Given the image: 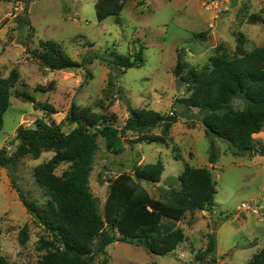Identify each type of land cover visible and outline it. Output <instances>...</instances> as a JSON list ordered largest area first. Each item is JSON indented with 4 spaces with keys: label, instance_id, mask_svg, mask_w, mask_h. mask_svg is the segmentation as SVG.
<instances>
[{
    "label": "rangeland",
    "instance_id": "1",
    "mask_svg": "<svg viewBox=\"0 0 264 264\" xmlns=\"http://www.w3.org/2000/svg\"><path fill=\"white\" fill-rule=\"evenodd\" d=\"M95 1L0 0V76L7 77L12 69L18 72L3 115L0 148L13 152L18 127H34L37 118L69 132L77 126L70 114L72 103L106 116V122L118 129L129 116V107L173 115L176 119L165 144L145 137L160 134L161 124L142 132L126 130L121 137V153L108 150L103 137L96 135L98 148L89 187L99 211L102 213L109 178L157 160L164 165L159 182L141 181L152 197L158 198L163 187H177L185 164L205 166L216 186L214 205L207 211L187 212L178 220L185 238L172 252L156 255L142 245L117 241L106 247L107 264H211L197 260V254L204 255L212 238L214 264H247L264 246V156H234L229 143L219 138H213L210 147L201 113L178 102L190 91L179 83L172 69L180 48L185 50V61L197 69L208 62L218 44L234 52L237 32L244 34L246 49L264 46V0H126L118 16L110 15L100 22ZM251 14H258L261 20L250 21ZM40 40L57 42L82 66L45 67L34 56ZM140 47L142 65L123 72L111 62L118 54L133 59ZM15 91H26L35 100L50 104L54 111L34 107ZM233 105L242 108L243 101L234 99ZM254 138L264 145V126ZM53 154L43 151L37 158L25 155L12 171L16 185L38 204L48 198L33 169ZM211 156L213 162H209ZM67 167L68 163H59L54 172L61 175ZM9 172L0 168V253L7 261L36 264L45 253L39 247L40 239L48 233L27 212L11 186ZM24 225L27 238L20 243L19 232ZM104 257L97 253L89 264H100Z\"/></svg>",
    "mask_w": 264,
    "mask_h": 264
},
{
    "label": "trees",
    "instance_id": "2",
    "mask_svg": "<svg viewBox=\"0 0 264 264\" xmlns=\"http://www.w3.org/2000/svg\"><path fill=\"white\" fill-rule=\"evenodd\" d=\"M125 1L96 0L97 21L110 15L118 16ZM258 20H261L258 14H251L250 21ZM235 34L234 52L224 44H218L200 69L185 61L183 48L176 50L172 73L190 91L189 96L178 102L186 109L197 108L201 113L210 147L213 146V138H219L229 143V152L234 156H264V145L254 138V134L264 126V46L246 49L244 34ZM199 35L202 34L194 33V36ZM141 53L142 47L133 59L118 54L111 62L121 71L137 67L143 64ZM34 56L52 70L82 66L53 40H40ZM17 79L18 72L14 69L7 77L0 76V130L4 112L9 106L11 88ZM15 94L36 108L54 111L50 104L35 100L26 91H15ZM234 99L242 100L243 107L235 108ZM129 112L124 125L118 129L106 122V116L89 107L78 108L72 103L70 114L77 126L69 132L65 133L58 125L37 118L34 127H18V143L13 152L0 148V168L10 170L12 188L18 192L27 212L48 233V237L40 239L39 247L45 253L36 264H89L97 253L105 255L100 264H107L106 247L117 241L142 245L150 253L166 255L185 238L178 220L187 212L207 211L213 207L216 186L210 169L205 166L185 164L178 175V186L163 187L158 198L152 197L141 181L159 182L164 165L157 160L137 165L133 172H121L109 178L102 213L99 211L98 200L89 187L94 154L98 148L96 135L103 137L108 150L121 153L124 150L121 137L126 130L142 132L161 124L160 134L145 137L150 142L165 144V136L176 119L173 115L147 108L129 107ZM43 151H53L54 154L33 169L36 182L43 187L48 198L44 204H38L34 199H28L16 185L12 171L21 157L37 158ZM213 161L211 156L209 162ZM59 163H68L61 175L54 172ZM26 238L27 226L24 225L19 232L20 243H24ZM214 250L212 238L202 253L204 255L197 254V260L214 264ZM207 254H211V258L206 259ZM0 264L31 263L7 261L0 253ZM247 264H264V246Z\"/></svg>",
    "mask_w": 264,
    "mask_h": 264
},
{
    "label": "built area",
    "instance_id": "3",
    "mask_svg": "<svg viewBox=\"0 0 264 264\" xmlns=\"http://www.w3.org/2000/svg\"><path fill=\"white\" fill-rule=\"evenodd\" d=\"M216 4V8H219L218 6H217V3H215ZM214 3H212V5H215ZM253 209H255V208H253ZM254 211H256V210H254Z\"/></svg>",
    "mask_w": 264,
    "mask_h": 264
},
{
    "label": "crops",
    "instance_id": "4",
    "mask_svg": "<svg viewBox=\"0 0 264 264\" xmlns=\"http://www.w3.org/2000/svg\"><path fill=\"white\" fill-rule=\"evenodd\" d=\"M256 134H259V133H255L254 135H256Z\"/></svg>",
    "mask_w": 264,
    "mask_h": 264
}]
</instances>
